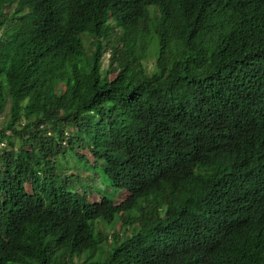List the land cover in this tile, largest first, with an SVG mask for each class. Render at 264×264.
Returning a JSON list of instances; mask_svg holds the SVG:
<instances>
[{"label": "trees", "instance_id": "1", "mask_svg": "<svg viewBox=\"0 0 264 264\" xmlns=\"http://www.w3.org/2000/svg\"><path fill=\"white\" fill-rule=\"evenodd\" d=\"M0 125V264H264V0H0Z\"/></svg>", "mask_w": 264, "mask_h": 264}, {"label": "rangeland", "instance_id": "2", "mask_svg": "<svg viewBox=\"0 0 264 264\" xmlns=\"http://www.w3.org/2000/svg\"><path fill=\"white\" fill-rule=\"evenodd\" d=\"M106 57L107 56H105L103 58V68L106 66V62H107ZM151 62H152L151 60L148 61V66H150ZM63 89H64V83L63 82H59V83L56 84V91H57V93H60ZM0 127H1V125H0ZM101 190L104 191L103 189H101ZM111 193H112V191H111ZM109 195L111 196L110 193H109ZM126 196H127L126 193L125 194L123 193V194H120L119 196L114 197L115 203L116 204H119L122 200H124V198ZM98 199L99 198H98V195L96 193H92L91 196L89 197V200L90 201H98ZM118 227H119V224L116 225L115 229H118Z\"/></svg>", "mask_w": 264, "mask_h": 264}]
</instances>
